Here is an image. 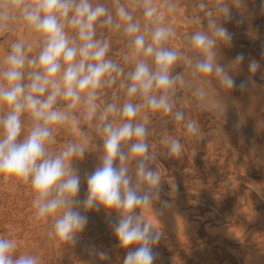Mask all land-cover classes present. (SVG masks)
I'll return each mask as SVG.
<instances>
[{
    "label": "clouds",
    "instance_id": "1",
    "mask_svg": "<svg viewBox=\"0 0 264 264\" xmlns=\"http://www.w3.org/2000/svg\"><path fill=\"white\" fill-rule=\"evenodd\" d=\"M242 2L199 0L207 27L190 35L193 55L186 59L199 100L215 91L213 81L224 90L237 87L231 66L218 63L217 48L232 41L233 33L221 21H230L232 8ZM177 9L176 0L162 5L116 0L112 7L93 0H0V34L22 24L32 37L13 41L0 62V177L30 186L34 217L51 221L47 235L57 244H77L88 223L85 213L103 208L115 247L126 250L123 264H154L157 259L154 246L162 233L141 210H153L155 202L169 206L161 201L163 175L152 167L157 160L149 143L152 114L167 115L195 139L203 138L197 122L176 108L177 85L185 83V76L173 72L184 57L168 46L176 30L165 17ZM195 22L201 25V16ZM98 29L125 40L123 64L109 56L111 41L97 38ZM244 58L240 53L233 63ZM259 68L255 60L249 62V72ZM119 77L125 99L120 103L113 94L106 101L105 90L117 85ZM239 87L246 88L247 82ZM89 124L103 142L102 153L86 176V197L77 200L81 178L73 161L90 150L88 140L70 139L56 151L50 146L59 126ZM163 144L169 157L181 156L179 138L165 135ZM17 247L14 238L0 237V264H40L39 256L17 254ZM90 253L108 258L95 246Z\"/></svg>",
    "mask_w": 264,
    "mask_h": 264
},
{
    "label": "rangeland",
    "instance_id": "2",
    "mask_svg": "<svg viewBox=\"0 0 264 264\" xmlns=\"http://www.w3.org/2000/svg\"><path fill=\"white\" fill-rule=\"evenodd\" d=\"M93 2L112 7L116 0ZM119 2L129 4L131 0ZM154 3L162 5L164 0ZM176 3L177 11L165 17L176 30L168 46L184 57L173 72H183L185 76V83L177 85L176 108L185 112L186 119L197 122L203 138L195 139L167 115L152 114L149 127L153 135L149 143L157 152L152 167L159 168L163 175L161 201H169L167 207L155 202L153 210L151 206L141 209L162 233L154 246L158 253L154 264H264V0H243L240 7L232 8L230 21H221L233 38L217 48L228 49L230 55L217 60L225 67L231 66L229 71L237 87L224 90L213 81L215 91L203 100L194 95L197 82L186 59L193 55L190 35L206 29L207 21L197 8L199 0ZM197 16L202 18L201 25L195 22ZM102 37L111 41L109 56L123 64L120 55L125 50V40L109 29H98L97 38ZM17 39H32L22 24L0 34V62ZM240 53L244 54V61L235 65L234 59ZM252 60L260 65L255 73L248 69ZM123 66L127 71L129 66ZM122 78L105 90L106 101L116 94L123 102L125 92L118 86ZM241 81L247 82L246 88L239 87ZM165 135L180 139V157L167 155ZM85 137L90 150L83 159L73 161L81 178L77 200L86 197V176L99 165L103 142L91 124L63 125L55 132V143L50 146L56 151L70 139L83 142ZM134 166L133 162L130 167ZM32 200L29 185L0 177V237L14 238L17 254L37 255L40 264H123L126 250L115 247L117 241L103 208L85 213L88 223L77 244L63 245L48 237L51 221L35 219ZM80 210L84 211L82 207ZM116 215L112 213V217ZM91 246L97 253H107L108 258L91 254Z\"/></svg>",
    "mask_w": 264,
    "mask_h": 264
},
{
    "label": "bare ground",
    "instance_id": "3",
    "mask_svg": "<svg viewBox=\"0 0 264 264\" xmlns=\"http://www.w3.org/2000/svg\"><path fill=\"white\" fill-rule=\"evenodd\" d=\"M225 55H230L229 54V50H225V49H217V59L222 61L226 58ZM232 74V73H231ZM262 81V80H261ZM249 105V104H248Z\"/></svg>",
    "mask_w": 264,
    "mask_h": 264
}]
</instances>
